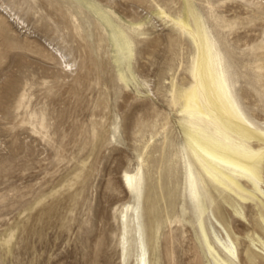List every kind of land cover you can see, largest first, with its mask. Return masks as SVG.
<instances>
[{
  "label": "rangeland",
  "instance_id": "rangeland-1",
  "mask_svg": "<svg viewBox=\"0 0 264 264\" xmlns=\"http://www.w3.org/2000/svg\"><path fill=\"white\" fill-rule=\"evenodd\" d=\"M192 6L264 128V0H0V264H264V163L253 198L188 193L194 48L160 7Z\"/></svg>",
  "mask_w": 264,
  "mask_h": 264
},
{
  "label": "bare ground",
  "instance_id": "bare-ground-1",
  "mask_svg": "<svg viewBox=\"0 0 264 264\" xmlns=\"http://www.w3.org/2000/svg\"><path fill=\"white\" fill-rule=\"evenodd\" d=\"M160 14L186 35L194 48L189 65L190 85L177 89L174 86L183 102L179 121L192 157L187 162L191 200L200 206V184L206 181L214 184L229 202L235 195L253 198V191L243 184L257 186L263 179L264 128L248 118L239 106L224 53L196 8L191 7V21L173 17L163 7ZM141 170L124 173L123 182L128 190H137ZM229 249L235 254L234 249Z\"/></svg>",
  "mask_w": 264,
  "mask_h": 264
}]
</instances>
